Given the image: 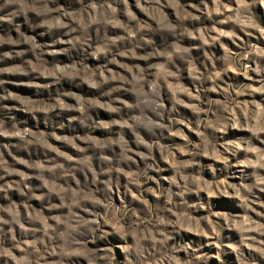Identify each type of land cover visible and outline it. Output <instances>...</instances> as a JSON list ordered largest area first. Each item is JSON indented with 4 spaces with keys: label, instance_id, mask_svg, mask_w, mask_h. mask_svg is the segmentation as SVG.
Returning <instances> with one entry per match:
<instances>
[{
    "label": "rangeland",
    "instance_id": "obj_1",
    "mask_svg": "<svg viewBox=\"0 0 264 264\" xmlns=\"http://www.w3.org/2000/svg\"><path fill=\"white\" fill-rule=\"evenodd\" d=\"M0 264H264V0H0Z\"/></svg>",
    "mask_w": 264,
    "mask_h": 264
}]
</instances>
